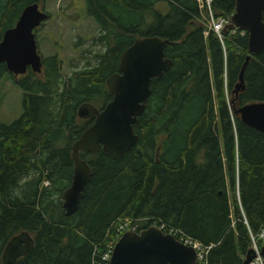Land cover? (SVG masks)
<instances>
[{
    "label": "trees",
    "instance_id": "obj_1",
    "mask_svg": "<svg viewBox=\"0 0 264 264\" xmlns=\"http://www.w3.org/2000/svg\"><path fill=\"white\" fill-rule=\"evenodd\" d=\"M34 2L45 0H0V39ZM85 3L102 30L94 65L65 80L57 54L42 57L39 74L15 76L0 62V79L8 76L22 90L20 116L0 122V264L4 245L22 230L34 244L15 264H93L125 222L136 231L151 224L176 229L211 245L207 264H241L249 232L264 225V133L233 110L264 101V49L249 58L244 88L235 94L247 33L205 35L197 0ZM161 3L165 12L156 7ZM234 6L235 0L211 2L213 14L228 20ZM141 36L167 38L164 53L173 63L152 78L129 151L119 158L102 148L79 151L91 177L68 216L62 192L72 179L71 146L91 122L77 117V106L100 108L112 98L105 80Z\"/></svg>",
    "mask_w": 264,
    "mask_h": 264
},
{
    "label": "water",
    "instance_id": "obj_2",
    "mask_svg": "<svg viewBox=\"0 0 264 264\" xmlns=\"http://www.w3.org/2000/svg\"><path fill=\"white\" fill-rule=\"evenodd\" d=\"M264 0H235L234 12L223 32L237 28L247 33L248 54L240 68L234 93L244 88L243 72L251 55L264 49ZM48 13L34 2L26 5L12 27L5 29L0 39V62L15 76L30 69L42 71V56L38 52L34 30L48 18ZM167 38L141 36L126 47L119 59V70L110 74L105 84L112 98L100 108L89 102L77 106L76 115L91 122L72 143L73 173L70 184L62 192V207L66 215L76 212L91 168L80 158L79 151L96 152L102 148L113 158H119L137 142L133 124L147 104L152 78H160L169 70L172 60L165 56ZM241 121L264 133V101L243 104L233 110ZM34 244L29 232L14 234L4 245L1 264H15ZM264 262V244L259 250ZM255 251L248 247L241 264H249ZM195 251L171 233L152 224L138 231L126 229L115 242L109 264H195Z\"/></svg>",
    "mask_w": 264,
    "mask_h": 264
},
{
    "label": "rangeland",
    "instance_id": "obj_3",
    "mask_svg": "<svg viewBox=\"0 0 264 264\" xmlns=\"http://www.w3.org/2000/svg\"><path fill=\"white\" fill-rule=\"evenodd\" d=\"M85 4V0H45L44 3H39V7L49 16L34 30L38 52L42 57L58 55L61 74L65 80L76 72L94 65L95 54L104 48V44L96 39L102 30L87 14ZM156 7L162 12L167 10L164 3ZM200 8L201 23L204 22L207 29V13L204 6ZM21 96L22 90L10 77L0 79V122L10 123L20 116ZM26 179H22L21 182ZM136 224L140 226L143 222L138 221Z\"/></svg>",
    "mask_w": 264,
    "mask_h": 264
},
{
    "label": "built area",
    "instance_id": "obj_4",
    "mask_svg": "<svg viewBox=\"0 0 264 264\" xmlns=\"http://www.w3.org/2000/svg\"><path fill=\"white\" fill-rule=\"evenodd\" d=\"M197 1L199 2L200 6H204V8H206L208 28L206 29L204 34L206 35L208 31L211 30L220 38L221 32L225 24L228 23V19L223 16H214L212 9H211L212 0H197ZM241 32L243 33L244 31L241 30ZM128 228L136 230V225L130 226L127 222L121 223L117 229V231L120 232L117 236V239L114 242L111 240L108 241L107 248L100 255V259L98 260V262H94V263L92 262V263L93 264H109V260L111 258V253H112V249H113L115 242L118 240L121 234ZM159 228L165 232L171 233L177 240H179L184 245L191 246L194 249L195 255L197 258V261L195 264H207L206 256H207L208 250L210 249L211 245H205L201 243L200 241L193 239L190 236L176 229H170L169 231H166L164 230V227L161 225L159 226ZM249 237H250V242H251L250 247L254 249L255 254H256L249 264H264L263 258L259 253L261 245L264 244V225H262L259 228V230L255 233L249 232Z\"/></svg>",
    "mask_w": 264,
    "mask_h": 264
},
{
    "label": "flooded vegetation",
    "instance_id": "obj_5",
    "mask_svg": "<svg viewBox=\"0 0 264 264\" xmlns=\"http://www.w3.org/2000/svg\"><path fill=\"white\" fill-rule=\"evenodd\" d=\"M156 225V224H155ZM158 226V225H157Z\"/></svg>",
    "mask_w": 264,
    "mask_h": 264
}]
</instances>
